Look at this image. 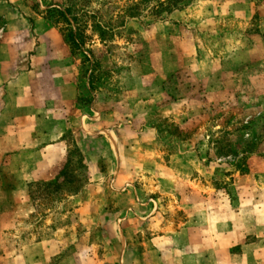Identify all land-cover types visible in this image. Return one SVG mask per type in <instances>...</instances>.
<instances>
[{
  "label": "rangeland",
  "instance_id": "obj_1",
  "mask_svg": "<svg viewBox=\"0 0 264 264\" xmlns=\"http://www.w3.org/2000/svg\"><path fill=\"white\" fill-rule=\"evenodd\" d=\"M135 1L25 0L26 7L15 12L18 20L11 13V21L16 24L9 27L7 36L33 34V20L44 18L39 10L67 9L75 5L80 24H88L86 48L94 50L99 64L91 92L97 103H90L88 108L102 114L101 120L107 124L123 123L117 128L121 131L124 124L131 122L142 136L148 137L155 130L157 139L142 144L140 151L134 150L140 157L136 158L135 154L132 162L138 164L143 160V149L155 150L157 160L168 163L173 170L174 180L187 179L188 195L198 190L208 213L201 220L202 226L212 229L218 216L210 212L217 210V206L224 213L229 207L232 210L250 208L253 204L245 201L246 197L254 200L251 197L260 191L264 196V0H197L165 19L127 18L122 25L121 14ZM9 8L12 7L7 5ZM4 11L0 3V41L5 28ZM95 19L115 27L117 34L108 45L102 44L92 30L90 24ZM49 24L58 39L54 37L47 50L59 51L62 56L65 51L68 53L67 62L75 72L78 97H87L84 83L78 85L84 70L83 57L71 55L61 25ZM29 46L32 52L33 46ZM78 130L75 127L68 133L65 172L61 170L64 173H59L52 183L30 187L34 214L16 220L12 230L21 228L31 233L40 230L39 234L46 237L51 232L47 229L59 228L61 238L70 244L74 242L72 246L90 248L89 252L85 249L86 254H91L90 259H83L84 252L76 250L77 258L86 264H173L171 258L182 253L170 255L171 233L186 222L191 225L195 222L187 220L181 209L177 197L180 188L172 184L170 189L175 193L172 196L166 193L167 187L154 189L149 185L158 178L152 170L123 172L117 180L119 190L128 177H134L141 185L138 191L143 199L150 194L160 196L161 213L156 219L118 220L115 226L118 225L121 235L116 236L108 230L113 224L99 218L100 211L116 209L111 205L114 201L111 191L117 187L116 182L109 191L105 178L97 179L93 182H98L100 187L86 190L79 199L69 198L77 188L83 192L88 183L85 152L92 148L95 153L90 158L95 161L107 148L100 139L80 140L79 144ZM107 158L100 164H111ZM73 165L80 169L75 172ZM171 173L165 178L171 177ZM11 180V176L0 174V190L4 196ZM90 194L95 199L89 203L88 211L92 210L95 216L87 219L81 213L85 203L82 197ZM126 194L119 196L123 204L131 195ZM3 205L7 213V204H0V209ZM148 207L149 204L137 206L133 212L146 214ZM1 226L5 231L0 234V244H3V240L7 241V214L0 220ZM32 237L25 234L17 240L23 243ZM255 237L247 236L245 240Z\"/></svg>",
  "mask_w": 264,
  "mask_h": 264
},
{
  "label": "crops",
  "instance_id": "obj_2",
  "mask_svg": "<svg viewBox=\"0 0 264 264\" xmlns=\"http://www.w3.org/2000/svg\"><path fill=\"white\" fill-rule=\"evenodd\" d=\"M0 3L5 8L2 15L5 20L4 35L0 41V174L11 176L12 179L7 184L9 189L6 196L0 190V204H7V213L3 209L5 205L0 209V220L7 214V241L3 240V244H0V264H86L84 260L77 258L76 250L84 252L85 256L80 255L83 259H90L91 254L85 252V249L89 252L90 248L85 245L72 246L74 242L70 244L69 240L61 238L62 230L59 228L47 229L51 232L46 237L39 234L40 230L37 233L27 232L21 228L12 230L16 220L27 218L29 215L32 217L34 214L35 207L30 187L56 179L64 169L65 160L68 159V133L75 127L80 132L76 138L79 144L80 140L100 139L105 141L107 148L101 154L103 157L98 156L95 161L90 158V155L95 153L91 151L92 148L85 152L88 183L83 192L79 190L70 194L69 198L79 199L81 195L86 194V190L90 192L89 189L92 187H100L98 182H93L97 179L105 178L104 183L109 191L110 187L114 189L116 182L117 187L111 189L114 199L111 205L116 209L110 211L103 209L99 216L108 224L114 225L108 229L109 231L111 229L113 234L118 237L121 235L118 225L115 226L118 220L121 222L122 219L130 217L153 219L159 217L161 213L158 206L159 195L150 194L147 199H143L138 191V186L141 185L134 177L131 179L128 177L120 190L117 183L125 171L134 173L137 170L144 172L152 170L158 178L150 181L149 185L154 189L167 187L166 193L172 196L175 195L170 189L173 187L172 184L178 186L180 193L177 197L182 204L181 209H184L187 220H195L193 225L186 222L171 233V249L168 250L170 255L180 251L182 253L171 258V263L264 264L262 191L259 195L251 197L254 200H248L249 197H246L245 201L253 204L250 208L244 206L232 210V207H229L224 213L217 206V210L210 212L218 216L215 227L205 229L201 220L207 211L205 212L203 201L201 203L198 190L194 189L188 195L187 179L179 178V182L174 180L173 170L169 168L168 163L157 160L155 150L151 147H148L149 150L143 149L145 154L142 155L144 158L140 163L132 162L135 154L136 158L139 156L137 154L139 152L136 153L134 150L140 151L142 144L156 140L157 132L152 129L153 132L148 134V137L142 136L132 122L130 125L124 124V131H121L117 128L123 123L118 125L119 123L112 121L107 124L101 120L102 114L78 104V87L75 72L67 62L68 53L65 51L62 56L59 51L47 50V46L52 45V39L55 37L54 27L41 17L33 20V34L29 37L18 34L7 36L9 27L16 24L15 21H11L13 19L11 13H14L17 19L18 15L15 12L26 7L25 0H0ZM7 5L12 8L7 10ZM26 19L25 21L30 20ZM29 45L33 46L32 52L29 51ZM106 156L111 162L108 166L100 164ZM71 167L75 172L80 169L79 166ZM168 172H172L171 177L165 178ZM126 192L131 195L129 201L123 204L119 196L127 195ZM82 198L85 203L82 204L81 213L86 215L82 214V217L92 219L95 214L92 210L88 211V205L95 198L92 199L91 194ZM147 204L149 207L146 214L133 212L137 206L143 207ZM224 215H227V218H223ZM1 227L0 234L5 232L3 226ZM25 234L33 237L23 243L20 242L21 239L17 240ZM247 236L256 237L247 241L245 240ZM235 247L240 248L234 250ZM122 248L123 242L120 239V249ZM186 252H190V255L187 256L189 253Z\"/></svg>",
  "mask_w": 264,
  "mask_h": 264
},
{
  "label": "trees",
  "instance_id": "obj_3",
  "mask_svg": "<svg viewBox=\"0 0 264 264\" xmlns=\"http://www.w3.org/2000/svg\"><path fill=\"white\" fill-rule=\"evenodd\" d=\"M195 1L197 0H136L132 4L128 5L121 14V23H123L122 25H124L127 18H137L144 16L151 17L154 20L165 19L175 11L187 8L191 3ZM75 12V5H72L67 9L50 8L47 10H39V13L47 21L53 24L61 25L63 38L70 48L71 55L75 58L78 55H81L83 57L84 70L82 73L83 75L79 76L78 85L80 87L81 83H84V87L88 92V96L82 98L79 95L77 102L78 104L89 107V104L94 102V96L91 95V92L94 84V72H96L99 64L96 60V56L94 55V50L86 48V29L88 27V24H80V18L77 17V13L75 14ZM93 17L95 16H91V18ZM62 23H64L63 26ZM90 26L92 30L98 35L99 40L104 45H108L109 42L112 41L114 36L117 34L114 26L104 24L100 22V20H92V24H90ZM89 55L93 58H90ZM94 103L96 104L97 102L95 101ZM62 171H64V169ZM43 183H52V181ZM78 191L79 188L73 190L71 194L77 193Z\"/></svg>",
  "mask_w": 264,
  "mask_h": 264
}]
</instances>
